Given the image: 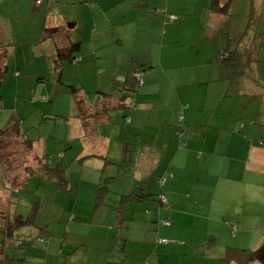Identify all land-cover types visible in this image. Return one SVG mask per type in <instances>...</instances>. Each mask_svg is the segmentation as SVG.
I'll list each match as a JSON object with an SVG mask.
<instances>
[{
    "label": "crops",
    "instance_id": "0c3cea01",
    "mask_svg": "<svg viewBox=\"0 0 264 264\" xmlns=\"http://www.w3.org/2000/svg\"><path fill=\"white\" fill-rule=\"evenodd\" d=\"M79 1L83 17L74 21L70 14H75L70 10ZM210 2L41 0L36 4L34 0L30 3L32 12L26 15L40 18L35 29L13 30L8 18L0 21V50L5 51L9 72L2 81L7 78L18 88L26 87L33 105L37 103L35 98L44 97L40 108L49 106H43L46 102L50 108L67 107L73 117L67 124L72 127L66 130V140L56 142L64 144L63 150L54 148L61 159L59 165L62 168L66 160L69 165L75 164L84 155L92 174L86 179L80 175V180L99 187L91 202L93 208L68 210L66 206L68 212L61 218L60 208L54 207V219L46 218L44 222L33 219L43 194L34 202L29 200L26 215L30 220L26 224L16 222L13 234L16 240H33L27 248L36 246L44 254L39 261L53 258L51 263L43 264H125L123 253L134 249L130 243L137 240L150 264H260L238 262L234 254L227 257L226 248L238 245L253 249L264 240V0H231L226 13L211 11ZM236 8L244 13L250 10L252 16L244 15L236 24ZM169 14L176 18L168 20ZM65 23H71L72 30ZM76 43L79 46L75 49ZM28 46L34 49L30 51ZM17 47L23 48V62L8 65L6 55ZM224 50L231 54L227 56ZM257 50L263 56H255ZM193 51L196 56L189 58ZM28 52L33 55L30 61ZM180 57L182 62L178 64ZM231 58L238 59L237 65L239 61L244 63L243 76L234 80L243 83L238 90L242 101L237 106L225 105L222 110L212 107L216 124L207 125L204 114H197L202 110L184 106L186 94L197 83L193 77L201 78V73L192 74L186 69L192 63L194 67L210 66L215 60L229 67L234 63ZM249 69L253 70V80H257L252 87L246 86L251 78L244 76ZM137 72L143 73L141 85L135 84ZM133 81L135 86L131 85ZM70 85L79 90L77 95L84 102L82 111L77 108V96L70 92ZM210 94L215 98L218 93L213 90ZM55 96L58 105L51 103ZM10 107L0 101V113L15 109L18 115L17 104ZM40 113L36 115L38 123L44 119ZM6 114L10 116V112L0 115V126L11 121ZM69 131L74 139L66 146ZM78 139V152L70 160L64 148L73 147ZM47 148L45 145L42 152L33 142L25 153L36 164L20 169L24 176L16 185H3L0 228L25 216L17 214L14 205L21 201L18 196L22 185L32 174L41 175L38 170H26L36 169L39 160L50 155L45 153ZM62 169V177L44 178L56 181L48 192L53 198L71 189L72 177L63 178ZM39 188L36 186L37 191ZM97 207L102 214L95 223L93 211ZM82 228L99 230L86 231V236L78 238L84 233ZM83 238L87 240L79 245ZM10 242L0 232V244ZM119 242L121 256L113 254ZM52 245H60L59 250ZM65 247H69L68 257L61 261ZM23 257V264H31L26 259L28 254ZM146 257L141 255L143 260ZM139 259L132 257L128 264H139Z\"/></svg>",
    "mask_w": 264,
    "mask_h": 264
},
{
    "label": "rangeland",
    "instance_id": "374dc122",
    "mask_svg": "<svg viewBox=\"0 0 264 264\" xmlns=\"http://www.w3.org/2000/svg\"><path fill=\"white\" fill-rule=\"evenodd\" d=\"M32 2H34V0H0V21L3 22L4 18H8L9 21H11V27L13 30L17 29L18 31H20V30L27 31L29 29H35L37 27L36 24L39 23V21H40V18H36L34 15H26V14L32 12V9L30 6V3H32ZM79 2H80V4H79ZM79 2H76L79 5H77V6L75 5L74 8L72 10H70V11L74 12V14H75V15L70 14V17L74 21L76 18H80L81 16L83 17L82 1H79ZM236 9H237V13H236V18L234 20V23H236V24H238L240 22L241 18H243L244 15L247 16V18H248V16L249 17L252 16V13L250 12V10L246 11L244 13L243 10L238 9V8H236ZM252 21H253V19H252ZM191 22L192 21H189V23H191ZM70 24L67 23L66 27L67 28L70 27ZM38 27L40 28V25H38ZM82 27H83V20L81 19V22L78 25L79 32L82 31ZM72 28L73 27H70L68 29L72 30ZM243 28H245V27H243ZM252 31H254V28L252 29ZM76 32H78V31H76ZM19 34H20V32H19ZM52 41L55 45H58L55 40H52ZM75 41L78 42V38H76ZM183 45H184V42H183ZM188 46H189V43L186 42L185 47L187 49H188ZM8 49H9V47H8ZM15 49H16L15 52H12V54L8 53V55H6L8 65H9V63L12 64L13 61H18V63L23 62V59H24L23 54H22L23 48L17 47ZM28 49L31 51L34 48H31V46H28ZM173 49L175 50L173 52V54L176 57L177 56L176 47L173 46ZM196 49L197 48H195V50ZM195 52L196 51H193L190 54H188L189 58H191L192 54H194V56H196ZM183 53H184V51H183ZM254 55L255 56L256 55L263 56L262 52H260L259 50L255 51ZM32 56L33 55L28 52V59L27 60L28 61L32 60ZM4 59H5V54H4ZM239 59L242 60L241 57H239ZM38 60H39V58L37 59V61ZM216 61L217 60H215L210 66L204 65L203 67L200 65L198 67H194V63H192L186 69L187 72H190L192 74L201 73V78L195 79L193 77V79L197 83H193L194 85L192 86V90H190L188 88L189 93L186 94L187 97L184 100V102H185L184 106H186V107L191 106L190 108H195V110H202L201 112L198 111L197 114L199 116H200V114H204L203 117H204V120L206 121L204 123L207 125L216 124V119H215V116L213 115L214 111L210 112V109H213L212 107H215L216 109L222 110L225 107V105H233L234 104L237 106L242 101L241 99L243 98V96L240 97L239 91H238L239 88L242 87L243 83H241V84H239L238 82L234 83V80L236 78L243 76V73H244V70L242 68V66L244 65L243 61H239V63H238L239 67L237 64L230 65L229 67L228 66H220V64ZM3 62H4V60H3ZM5 62H6V60H5ZM176 62L178 64H181L182 58L180 57L178 60H176ZM219 62L223 65V62H221V61H219ZM15 70H17V69H13L12 71L15 72ZM249 70H250V72L246 73V75H244V76L251 78V80H249V82H247L248 84H246V86H249L251 84L250 87H252V86H254V83L257 80H253V72H252L253 70L252 69H249ZM8 73L9 72H7L5 74H8ZM47 80H49V78L44 80V81H47ZM134 82L135 81L132 82V84H131L132 86H134ZM260 83L261 82L258 80L257 84L259 85ZM213 90H215L216 94L218 93L215 98H213L210 94ZM218 95L221 97L219 100H218ZM43 98H39V99L35 98V102H37V103H35L36 105L31 104L33 99H30L29 95L26 94V87H23V88L19 87L18 88L17 85L8 83L7 78H6L4 81H2V84L0 86V101L2 100L5 103L6 108H9V106H11L10 107L11 109L14 107L15 104H17V106H18V111H17L18 113L17 114L18 115H15V113H16L15 109L12 112L10 110L5 109V111L0 113V115L10 112V116L8 114H6V115H8L9 119L12 121V122L9 121L8 124L17 122L19 127L22 130H25L26 138L35 139L34 142L37 143L39 148H41L42 152L44 151V148L46 145L48 148H47V151H45V153H48V154L54 156L55 157V163L57 164V163H61V162H58L61 159L59 158V153L56 152V149H54V148L60 147L63 150L64 144L63 143H56V142H58L60 140H66V138H67L66 130H70V128L72 127L71 125H68L67 123H68V121H71L73 119V117H71L72 115L68 111L67 107H63L64 105H58L59 103L56 102V98H57L56 96L51 98V100H53V102H51V103H55L59 107L56 106V107L50 108V103L46 102V104H44L43 106H46L47 104L49 106H46L44 108H40V106H41L40 102H42L43 100H46ZM84 100L86 101V99H84ZM223 100H225V102H223ZM241 107H242V105H241ZM40 112H43L42 114H44V116H43L44 119H42L40 121L41 123H38L39 119L36 118L37 117L36 115L41 114ZM11 113H12V116H11ZM56 114H61V115L58 117ZM63 116H66V117H63ZM12 118H14V119H12ZM222 118H224V117H222ZM19 120H21V121H19ZM0 121H1V116H0ZM1 125L2 126H0V129L1 128L3 129L5 127V124L4 125L1 124ZM236 126L238 129H240V125H236ZM70 136H71V132L69 131L68 137H70ZM73 139L74 138H72V136H71L70 141L65 143V145L67 146V144L69 142H72ZM79 144H80V139H78L77 141H74L73 147L67 148V149L64 148V152H66L67 157L70 160L72 159V157L76 156V154L78 152ZM22 149H23V151H22ZM25 151L26 150L21 145H19L18 139L11 138V140L9 139L6 141V155L9 158L8 164L6 163L8 175H9V178L16 183L21 181L22 177L24 176V174L22 172H20V169L24 165H35L36 164V162H33L31 160V158L29 157V155H27L25 153ZM54 152H56V153H54ZM83 156L80 158V160L76 161L75 164L69 165L67 160L64 161L65 163H62V168H64L63 178L65 176V179H67V177L70 175L72 177V179H71L72 185H71V189L68 193H66V194L60 193V195H56V198L55 197L53 198V195L51 193H48V192H50L49 190H51L53 188L54 183H56V181H54L55 179L44 181V178L46 179V177L44 175H42L41 173H40L41 175L32 174L28 183H25L22 185L23 189L21 190V194L18 196V198L21 201L18 202V204L14 205V207H16V209H17V214L25 215L21 219H26L28 217V215H26V214L28 213L27 210L30 209L29 200L30 201L33 200V202H34L35 200H38L37 196H41V194H43L41 196V198H42L41 204L42 205L40 206V208H38L37 217H35L36 212H35V215L33 217V219L36 218L35 219L36 221H43L44 222L46 218L50 219V220L54 219L55 215L51 211L54 207L60 208L59 216L61 218L63 217L64 213L66 214L68 212V210H72L73 208L80 209V207H81L84 210H87L89 208H93V204H91V202L94 199V196H96V193H99V189H98L99 187H93V186L91 187L89 184L82 182L80 180V178H81L80 175H82V178L86 179V176H90L92 174V171H90L91 167H89V165L86 164L87 158L86 157L84 158ZM42 159H43V157H42ZM37 166H38V164H37ZM55 177H57V176H55ZM12 181H6L5 175L2 178V180L0 178V191H1V189L5 188L3 185H5L6 182L12 183ZM91 181H92V179H91ZM36 186L40 187L38 191L36 190ZM41 186H43V187H41ZM109 186L112 187L113 185H109ZM122 188H125V185H123ZM109 189L112 190L111 188H109ZM89 194H91V195H89ZM10 196H11V194H10ZM33 202H32V204H33ZM2 204H3V202H2ZM6 204L8 205V207L10 206L8 200L6 201ZM66 206L68 207V210L65 209ZM62 211H65V212H62ZM101 214L102 213L100 212L99 207H97V210L94 209V211H93V219L94 220L93 221L95 223L98 222L97 220L100 219ZM83 215H84V213H83ZM82 229L84 230L83 231L84 233L78 234L79 235L78 238L81 237L82 235L86 236V231L96 233L97 232L96 230H99V228H82ZM22 240H23L22 244L19 246H16L12 250V253H13L12 255L14 257H23L25 254H28L29 257L26 259H29L31 264H43L46 262L51 263L53 261L52 260L53 258L51 256H49L46 259L47 261H39L38 260L39 257H41V256L44 257V254L42 252H40L36 246H33L30 249L27 248V247H31V245H33V240L32 239H25V238H23ZM86 240H87V238L81 239L79 245H82ZM232 242H234V241H232ZM106 244L107 243H105L104 245H106ZM235 244H240V243L235 241ZM79 245H77V246H79ZM121 245H122L121 242H119L118 245L116 246L115 252L113 254H117L119 256L120 252L121 253L123 252L122 250H120ZM52 246L55 247L56 251L59 250L60 245H52ZM130 246L133 247L134 249H132V250L128 249L127 251H125V253H123V256H124L123 262L125 264H128L129 260L132 257H136V256H139V258H140L139 264H150L148 261V255L143 252L144 250H140L141 248L143 249L140 240L135 241V243H130ZM232 246L233 247H239L238 245L237 246L232 245ZM68 248L69 247H65V249H63L62 254H64V255L62 256L63 258L61 259V261H65L66 258L68 257L66 255ZM239 248L252 249L250 247H239ZM62 254H56V255L58 256V255H62ZM141 255H145L147 257L143 260V259H141Z\"/></svg>",
    "mask_w": 264,
    "mask_h": 264
},
{
    "label": "trees",
    "instance_id": "16d2710c",
    "mask_svg": "<svg viewBox=\"0 0 264 264\" xmlns=\"http://www.w3.org/2000/svg\"><path fill=\"white\" fill-rule=\"evenodd\" d=\"M230 2H231V0H225L224 2H221V0H211L209 9L215 13H217V12L226 13V11L228 10V6H229ZM250 20H251V22H253L252 18ZM251 22H249V23H251ZM246 32H247V29H245L244 33H246ZM242 36H243V34H241V37ZM241 37H239V38L241 39ZM78 46H79V43H76L74 48L76 49ZM4 53H5V51L0 50V85H1L3 75L8 71L7 65L5 63H3ZM225 53H227V51H225ZM228 54H231V53H227V56H228ZM221 55L226 57V54H224V53L223 54L221 53ZM229 57H231V56H229ZM74 59L75 58H72L71 61H73ZM230 60L234 61L233 65L236 64V62H238L237 58H231ZM135 84L141 85L139 82H137V80H136ZM135 84H134V86H135ZM68 88H69L71 93H74L77 96L76 97L77 98L76 99L77 108L79 109V111L80 110L82 111L84 102H83V99L77 95L79 90L76 89L75 87L71 86V85L68 86ZM107 95H110V93ZM121 97L124 98V96H121ZM120 100H122V99H120ZM11 138L18 139L19 145H21L25 150H30L32 148V145L34 142V140H32V139L26 138L25 130H22L19 127L17 122L8 124L3 129L2 128L0 129V164L2 167V171H3V177L5 175L6 181H12L8 175L7 164H8L9 158L6 155V141L9 139L11 140ZM49 161H51V162L49 163ZM37 168L35 169V168L30 167V168H27L26 171L27 172H29V171L35 172L38 170L39 173H41L42 175H44L45 177H48V178L54 177V176L62 177L63 169L60 167L59 163H57V164L55 163V157L54 156L45 155V157H43V159L39 160V166H37ZM162 178H163V176L160 178V180ZM165 178H166V176H165ZM16 184L17 183L14 181H12V183H11V185H13V186ZM142 197L143 196H139L138 198H142ZM31 215L33 216L32 210H31L30 216ZM29 220H30V217H27L26 219H21V216H18L13 221L6 222L5 225L2 228H0V232L5 236V239L11 240V242L7 245L6 244H2V245L0 244V264H23L24 257H14L12 255L13 254L12 253L13 248L21 245L23 242L22 239L16 240V238H14L13 233H14L15 229L13 226L16 225V222L17 223L19 222L20 224H22V223L26 224V222H28ZM20 224H17V226ZM234 231H235V229H234ZM232 235L234 236V232L232 233ZM232 254H234L235 259L241 263L258 262L260 264H264V240L256 248H253V249H249V248L244 249V248H237V247H230V246L227 247L226 248V256L230 257V255H232Z\"/></svg>",
    "mask_w": 264,
    "mask_h": 264
},
{
    "label": "built area",
    "instance_id": "2783aa9c",
    "mask_svg": "<svg viewBox=\"0 0 264 264\" xmlns=\"http://www.w3.org/2000/svg\"><path fill=\"white\" fill-rule=\"evenodd\" d=\"M40 3H41V0H36V4H40ZM156 11H159V9H157ZM166 17H167V19L170 20V21H172L173 19L176 18L175 15H171V14L167 15ZM79 60H80L79 58L75 59L76 62L79 61ZM142 76H143V73H142V72H137V73H135V77H136L137 81H138L140 84H142ZM128 121H129V119H128ZM50 162H51V161H49V163H50ZM164 179H165V176H163V178L161 179V182H163Z\"/></svg>",
    "mask_w": 264,
    "mask_h": 264
}]
</instances>
